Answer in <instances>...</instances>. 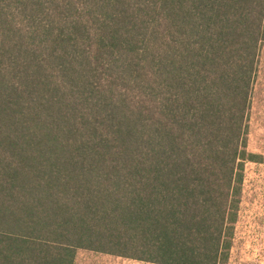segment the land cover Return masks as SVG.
<instances>
[{"label": "trees", "instance_id": "1", "mask_svg": "<svg viewBox=\"0 0 264 264\" xmlns=\"http://www.w3.org/2000/svg\"><path fill=\"white\" fill-rule=\"evenodd\" d=\"M264 0H0V264H230Z\"/></svg>", "mask_w": 264, "mask_h": 264}, {"label": "rangeland", "instance_id": "2", "mask_svg": "<svg viewBox=\"0 0 264 264\" xmlns=\"http://www.w3.org/2000/svg\"><path fill=\"white\" fill-rule=\"evenodd\" d=\"M249 150L264 157V43L249 113ZM75 264H147L80 251ZM230 264H264V163H248Z\"/></svg>", "mask_w": 264, "mask_h": 264}]
</instances>
